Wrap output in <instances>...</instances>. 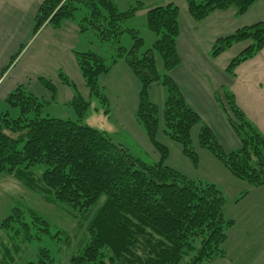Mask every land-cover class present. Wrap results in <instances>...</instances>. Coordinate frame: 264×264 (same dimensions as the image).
<instances>
[{
  "label": "trees",
  "instance_id": "16d2710c",
  "mask_svg": "<svg viewBox=\"0 0 264 264\" xmlns=\"http://www.w3.org/2000/svg\"><path fill=\"white\" fill-rule=\"evenodd\" d=\"M257 1L188 0V6L190 14L202 21L214 10L230 7L242 15ZM84 8L87 12L79 22L81 32L93 33L107 49L106 54L91 49L74 51L91 98L97 99L105 112H111L99 76L109 73L124 58L142 86L137 122L160 159L147 161L135 156L126 143L84 122L93 101L86 100L72 79L61 71L60 78L74 90L68 105L78 114L77 119L43 115L45 104L58 100L51 80L39 78L53 91L52 100L18 85L6 101L17 107L19 114L14 117L9 110L0 111V174L14 176L76 221L80 233L72 234L62 228L64 245H75L71 264H208L225 257L224 244L234 226V219L225 216V192L213 182L193 179L166 163L169 146L157 137L160 110L150 98L151 88L158 82L167 87L164 132L182 144L188 156L198 160L192 130L199 125L201 145L210 148L230 172L254 187L264 185V134L237 105L236 95L223 88L215 96L242 142L239 149L225 151L172 76L159 73L157 54L168 72L182 63L177 49L179 6L172 1L148 7L146 28L157 35L150 48H145L143 30L127 25L131 16L146 8L143 2L124 10L117 0H44L36 13L32 36L45 25L61 28ZM125 35L134 41L130 49L123 44ZM249 39V46L227 67L234 73L239 64L264 48V21L219 38L213 55ZM41 164L42 173L35 175L34 168ZM21 211L15 207L3 227L11 228L8 221L12 220L24 234L36 229L44 231L37 232V237L62 233H53L51 223L29 208L25 213L36 219L25 222ZM53 259L44 248L37 263L28 264H53Z\"/></svg>",
  "mask_w": 264,
  "mask_h": 264
},
{
  "label": "crops",
  "instance_id": "0c3cea01",
  "mask_svg": "<svg viewBox=\"0 0 264 264\" xmlns=\"http://www.w3.org/2000/svg\"><path fill=\"white\" fill-rule=\"evenodd\" d=\"M43 1L0 0V100H6L8 94L21 84L37 96L52 100L53 91L39 80L40 77H45L53 82L57 103L65 106L73 100L74 90L60 78L59 73L62 71L72 79L83 97L92 101L86 79L74 55L75 50H96V38L86 40L91 32L83 34L79 26L80 19L87 10L84 8L79 11L76 18L66 20L59 29L45 25L35 36H30L36 13ZM167 1L179 6L180 33L177 49L182 63L168 72L162 57L157 54L159 73L172 76L192 108L197 110L202 120L215 132L225 151L239 149L242 142L215 96L223 88L236 95L237 105L241 106L246 116L264 134V48L250 60L239 64L234 73L229 72L227 67L238 53L249 46L251 39L240 41L215 57L213 55L214 44L219 38L226 37L238 28L264 21V0L257 1L242 15L236 13L235 7H230L214 10L202 21H197L190 14L188 0H117L119 7L124 10L142 2L146 6L127 21L128 27L143 30L145 48L152 47L157 39L156 33L146 28L148 7L165 4ZM79 14L83 16L80 17ZM137 18H145L142 27L135 24L134 20ZM127 36L122 41L130 49L134 41ZM99 82L106 89L111 112L115 110L118 123L126 129L128 127L132 133V141L125 143L140 148L142 143L150 147V151L159 160L155 146L136 119L142 86L131 66L121 58L109 73L99 76ZM163 91L166 95L167 90L164 88ZM228 236L227 240L230 239V235ZM226 250L228 255L230 249L227 247Z\"/></svg>",
  "mask_w": 264,
  "mask_h": 264
},
{
  "label": "rangeland",
  "instance_id": "374dc122",
  "mask_svg": "<svg viewBox=\"0 0 264 264\" xmlns=\"http://www.w3.org/2000/svg\"><path fill=\"white\" fill-rule=\"evenodd\" d=\"M79 15L80 17L83 16L82 14ZM143 20L145 21V18H137L134 22L137 26L142 27ZM128 24L130 25L131 22H128ZM94 38L95 35L90 33L86 40ZM94 40L96 43L95 51L103 54L107 53V49L105 47L102 49L100 42L96 39ZM164 88L167 90L166 86L158 82L153 84L150 92L152 100L159 105L160 110L157 137L159 141L169 146L166 163L193 179L210 181L223 189L227 201L224 207L225 216L228 219H235V225L228 233L230 239L224 244V248L228 247L230 249L229 254L208 264H264V188L262 187L264 185L254 187L247 180L241 179L230 172L224 166L222 160L212 153L210 148L203 147L199 142V125L194 126L192 130V144L198 155V160L195 162L191 156H188L182 144L171 139L164 132L163 109L167 99V93L165 95L163 91ZM92 101V106L88 115L84 118V122L106 130L110 136L119 142L130 143L129 140L132 141V133L129 132L128 127L127 130L122 124L118 123L115 110L113 109L112 112L107 113L97 99H92ZM7 110L14 117L19 114L17 107L12 106L6 100H0V111ZM43 115L57 116L63 119H77L78 117V114L71 106L68 104L61 106L54 101L45 104ZM130 146L135 156L144 157L147 161L157 160L155 153L150 151V147L148 148L141 143L145 151L142 147ZM43 169L44 166L42 164L36 166L34 168L35 175L42 173ZM246 189L250 191H245ZM243 191L247 192L244 197L242 196L244 194ZM15 207L23 210L21 211V216L27 223L36 219L34 215L25 213L24 210L29 208L51 223L50 227L53 233L62 231V228L72 234L74 232L80 233L76 229V221L60 207L45 202L37 192L28 189L23 182L14 176L6 173L0 174V264L37 263L44 248L48 249L54 258L53 264H71V253L74 251L75 245L71 244L69 247L64 245L63 231L59 233L60 239L58 235L51 237L47 234L37 237V232H44L39 229H36L35 232L32 230L24 234L20 232L19 225L12 220H9L8 224L11 223L13 230L8 226H4L5 228L8 227V229L3 227V221L9 214H13ZM41 226L46 227V225ZM25 235L29 239H26Z\"/></svg>",
  "mask_w": 264,
  "mask_h": 264
}]
</instances>
